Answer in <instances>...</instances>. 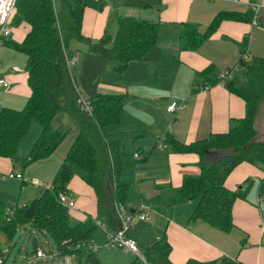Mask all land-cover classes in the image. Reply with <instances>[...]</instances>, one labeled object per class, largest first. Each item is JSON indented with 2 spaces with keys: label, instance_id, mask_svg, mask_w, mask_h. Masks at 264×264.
<instances>
[{
  "label": "crops",
  "instance_id": "crops-1",
  "mask_svg": "<svg viewBox=\"0 0 264 264\" xmlns=\"http://www.w3.org/2000/svg\"><path fill=\"white\" fill-rule=\"evenodd\" d=\"M54 1L59 7L60 0ZM82 1L80 32L91 39L100 38L105 31L115 36L119 16L160 22L161 25L156 44L144 58L130 61L123 72L114 71L105 58L89 51L86 43L75 37L67 39L66 50L67 46H71V49L66 52V57L69 62L73 61V68L69 63L70 71L80 94L85 97L95 94L126 95L118 119L105 126L107 137L119 142L121 168L117 177L118 181L127 183L125 203L116 207L110 201L100 211L94 189L74 174L67 185L75 201V208L71 210L74 219L82 221L91 217L94 220L96 226L91 235L94 246L102 245L106 235L121 226V214H130L135 215V218L127 234L137 241L140 251L166 235L171 245L170 259L175 264H183L191 258L210 261L221 256L236 259L242 264H264V167L241 162L227 176L225 186L228 189L242 188L246 192L244 198L234 201L233 225L228 231H223L203 220L190 219L197 200L173 201L184 176L200 173L199 156L194 152L175 151L164 140L168 132L178 142L188 144L204 139L211 133L226 132L232 123L244 117L245 102L222 83L197 90L207 81L198 73L213 66L208 77L218 81L220 75L237 65L241 56L240 42L246 43L247 61L264 59V8L249 22L223 20L204 43L190 51L179 48L182 22L194 23L203 31L218 12H252L251 8L233 0ZM248 1L264 6V0ZM29 28L24 21L14 25L9 40L21 42ZM3 46L0 47V75L6 77L9 87L0 89V108L21 109L31 94L27 83L26 55L6 42ZM173 101L183 103V107L174 113L166 129L162 122L167 118L161 107L170 113L167 107ZM260 106L255 119L256 140L259 141L264 140V131H260L261 127L257 123ZM60 111H63V116L56 127L65 128L66 134L49 156L30 163L31 169L25 171H16L10 159L0 157V175L10 172L21 174L20 179L15 178L18 181L0 177V200L12 202L10 198L16 196L17 189L20 199L27 189L23 188L27 183L24 178H36L48 184L51 182L83 127L77 114L67 109ZM37 128L40 130L39 126ZM34 138L32 136V140L25 144L24 151L27 152H17L20 157L29 154ZM159 138L164 148L159 145ZM18 147L19 150L21 141ZM139 150L142 157L136 158L134 153ZM130 152L135 163L129 157ZM221 154V151H208L205 163H214ZM101 155L107 165L111 164L109 154L103 150ZM133 182L137 193L134 192L136 205L132 204L130 197ZM28 190L24 203L41 193L37 192L39 186H28ZM140 203L146 205L147 216L154 214L159 224L156 234L152 236L146 232L148 225L140 223L148 218H136ZM98 228L102 231H97ZM130 254L133 257L136 255L127 250L110 261L113 264H128L134 259ZM71 264H75L73 258Z\"/></svg>",
  "mask_w": 264,
  "mask_h": 264
},
{
  "label": "trees",
  "instance_id": "trees-1",
  "mask_svg": "<svg viewBox=\"0 0 264 264\" xmlns=\"http://www.w3.org/2000/svg\"><path fill=\"white\" fill-rule=\"evenodd\" d=\"M83 5L82 0H60L59 7L54 0L15 2L10 24L13 27L24 21L30 28L21 42L11 41L9 36L3 43L6 42L26 55L27 83L31 94L21 109L0 108V157L27 166L49 156L66 134L65 129L51 124L60 110L67 109L77 114L83 127L49 187L44 188L41 195L24 204L0 200V234L4 237V243L11 248L19 230H28L30 233L38 230L50 236L60 258L68 255L75 264H107L96 256L91 241L96 226L94 220L91 217L82 221L74 219L71 210L59 202V193L70 194L68 182L77 174L94 188L100 211L110 201L116 207L125 203L127 183L118 181L117 177L121 168L119 142L107 137L105 126L118 119L126 95L95 94L88 97L93 107L92 114L84 112L76 103L78 91L66 57V42L69 37L77 38L87 44L89 51L105 58L114 71L123 72L130 61L144 58L156 44L161 23L119 16L115 36L105 31L100 38L91 39L80 32ZM253 16L250 11H221L203 31L194 23L182 22L179 48L196 50L218 29L223 20L249 22ZM239 44L241 56L236 65L237 71L229 79L223 80V85L245 102L244 117L232 123L226 132L211 133L204 139L188 144L178 142L168 132L164 137L171 149L194 152L199 156L200 173L184 176L172 200L175 203L197 200L190 219L203 220L223 231H228L233 225L234 201L244 198L246 192L242 188L228 189L225 186L227 176L241 162L264 167V140L255 139V119L259 106L264 103V59L247 61L246 43ZM212 69L213 66H210L198 73L207 81L201 87L197 86V90L218 83L217 79L208 77ZM32 121L41 125V131L29 154L20 157L18 146ZM103 150L109 154V165L101 155ZM211 150L223 154L208 165L205 157ZM9 207L13 209V214L7 220L5 212ZM37 249L34 240L32 250L36 252ZM7 252L9 250L5 252L2 249L3 258ZM141 252L142 257L136 256L128 264H175L170 259L171 245L166 235L143 247ZM183 264L242 263L221 256L210 261L191 258Z\"/></svg>",
  "mask_w": 264,
  "mask_h": 264
},
{
  "label": "rangeland",
  "instance_id": "rangeland-1",
  "mask_svg": "<svg viewBox=\"0 0 264 264\" xmlns=\"http://www.w3.org/2000/svg\"><path fill=\"white\" fill-rule=\"evenodd\" d=\"M71 40H74V38H71ZM3 44L4 43L0 44V47H4ZM70 49H71V46H67L66 52H70ZM70 65H71V68H73L72 67L73 61L70 62ZM235 72L232 71L231 74L233 75ZM79 89L84 94L87 95V93L84 92L81 88H79ZM86 98H88V96ZM165 107H166V105H165ZM161 111L164 112V114H165V116L167 118V120L165 119V121L162 122V124H164L165 128L168 129L167 128L168 127V121H169V123H171V119H172V117L175 114L174 113L165 112V110H163L162 107H161ZM61 112H63V111L57 112L55 114L54 118L52 119L51 124L54 127L59 126V124H60L59 121L61 120V117L63 116L61 114ZM62 121H63V119H62ZM257 123H258V126L261 127L260 131H264V103H262V105L260 106V113H259V116H258ZM38 126L40 127V130H39V128H37ZM157 128H158V126H156V130H157ZM36 129H37V131H36ZM34 131H35V138H34ZM40 131H41V125L38 122H36V121H32L28 132L20 140L21 141V147L18 150V153L27 152V151H24V149H26V145L25 144L29 143L32 140V136L34 138L33 139V143H34V140H36V138H37L38 134L40 133ZM72 134L73 133L71 132V135ZM255 139H257V138L255 137ZM158 140H159V145L162 148H164L163 147L164 144L162 142H160L162 139L160 140V138H159ZM29 150H31V149H29ZM131 153L132 152L129 153V157L134 159L133 161L135 163L136 162L135 158L131 155ZM14 165H15L16 171L17 170L25 171L27 169H31V167H32L29 164L27 166H23L20 163H18V164L14 163ZM7 174L6 175L1 174L0 175L1 179L10 180V181H18V179H15V177L14 178L8 177ZM34 179H36V178H24V180H26L27 183L23 185V188H27V189L23 191V193L21 194L20 199H19V195H18L19 194V189H17L16 190V196L13 197V198H10V200H12L13 203H15V202H20L18 204L24 203L25 195H26L27 191H29L28 190V186L32 187V188L33 187H37L33 183L34 181H37V183L39 184L40 190H37V192L39 193V191H41V193H40V195H41L43 190H44V186L46 184H48V182H40L39 179H36V180H34ZM134 184H135V182H133V185L130 187V197H131V200H132V204L136 205L137 203H136V201L134 199V192L136 193ZM94 192H95V190H94ZM95 194H96V192H95ZM31 199H32V197L29 200H31ZM16 200H18V201H16ZM74 208H75V206H74ZM118 214L120 215L119 212H118ZM136 218H137V214H136ZM136 221L134 223H136ZM137 222H140V221H137ZM140 223L148 225L146 232L148 233L149 236H152L154 233L156 234V232H157L156 229H157L159 224L156 222V217H155L154 214H151V213L148 214V220L144 221V222H140ZM98 227H104V226H98ZM97 231H102V229L98 228ZM34 240L36 241L39 250L44 252L45 255L43 257H37L36 256V252H33L32 247H33V241ZM106 240H107V235H106ZM106 240L103 239V241H102L103 244L102 245H96L95 249H94L95 253L99 257V259H101V261L106 262V263H109V262L111 263L110 260H113V259L117 258L119 253L127 252V250H122L120 248L107 247L106 246ZM0 245H1V248L3 249V251L6 252V251L9 250V252H7L5 254V257L3 259V264H61L60 261L62 259L60 258L59 255H57V250L55 248V244L52 241V239L50 238V236L47 233H43V232L38 231V230H35L32 233H30V231H28V230H19L17 235L15 236V241H14L13 246L11 248H9L8 245H6L4 243V237H3L2 234H0ZM130 255L132 256L131 258H135V256H137V255H134V257H133L132 254H130ZM64 256H68V255H64ZM68 257H70V256H68ZM140 257H142V252L141 251H140ZM71 259L72 258L70 257V263H71ZM111 264H113V263H111Z\"/></svg>",
  "mask_w": 264,
  "mask_h": 264
},
{
  "label": "built area",
  "instance_id": "built-area-1",
  "mask_svg": "<svg viewBox=\"0 0 264 264\" xmlns=\"http://www.w3.org/2000/svg\"><path fill=\"white\" fill-rule=\"evenodd\" d=\"M15 1L16 0H0V44H2L4 40H6L11 35L12 25L10 24V18L14 11ZM233 1L235 2L239 1V2L246 4L247 6L251 8L254 15L259 13L262 10V8H264L263 5L252 3L248 0H233ZM263 15H264V11H263ZM232 71L234 72L237 71V67L235 66L230 71H227L223 73L222 75H220V77L218 78V83L223 84V80L229 79L232 75L231 74ZM8 87H9V82L7 81L6 77L0 75V89L1 88L4 89ZM76 103L88 115L92 114L93 107H92L91 101L88 98H86L84 95L80 94L79 92L77 94ZM182 107H183V103L178 102V101H173L168 105L167 111L170 113H175L177 110L181 109ZM134 156L136 158L142 157L139 151L134 153ZM7 175L8 177H15L18 179L21 178L20 173L10 172ZM33 183L36 186H39L37 181H34ZM47 187H49V184H46L44 186V188H47ZM59 202L70 210H72L75 206V201L72 195L68 193H59ZM145 208H146L145 204L143 203L139 204L138 212H137V218L139 220H146L148 218L145 212ZM12 214H13V209L10 207L7 208L5 212V219L9 220ZM120 218H121V226L117 230L109 232L107 234L106 246L112 247V248L127 249L133 253H136L137 256H140V251H139V246H138L137 241L133 237L127 234L135 218V215L121 214ZM262 228L264 230V224L262 225ZM94 249H95V246H94ZM44 255H45L44 252H42L41 250L39 249L36 250L37 257H43ZM3 259L4 258H3L2 249L0 248V264H3ZM61 259H62L60 261L61 264H71L70 257L63 256L61 257Z\"/></svg>",
  "mask_w": 264,
  "mask_h": 264
}]
</instances>
